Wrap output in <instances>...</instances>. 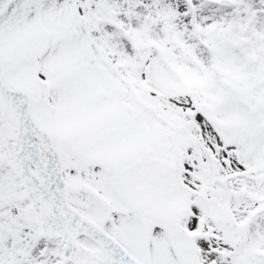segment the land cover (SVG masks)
I'll return each mask as SVG.
<instances>
[{"label":"snow or ice","instance_id":"obj_1","mask_svg":"<svg viewBox=\"0 0 264 264\" xmlns=\"http://www.w3.org/2000/svg\"><path fill=\"white\" fill-rule=\"evenodd\" d=\"M0 264H264V0H0Z\"/></svg>","mask_w":264,"mask_h":264}]
</instances>
